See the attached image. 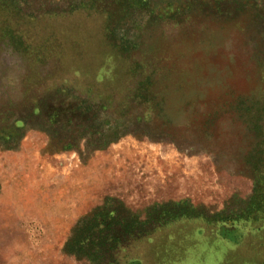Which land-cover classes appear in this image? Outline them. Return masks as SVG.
Segmentation results:
<instances>
[{
	"label": "rangeland",
	"instance_id": "rangeland-1",
	"mask_svg": "<svg viewBox=\"0 0 264 264\" xmlns=\"http://www.w3.org/2000/svg\"><path fill=\"white\" fill-rule=\"evenodd\" d=\"M17 1L0 3L19 36L0 37V264H107L109 211L171 201L232 221L264 264V0ZM192 225L170 246L197 248Z\"/></svg>",
	"mask_w": 264,
	"mask_h": 264
},
{
	"label": "trees",
	"instance_id": "trees-1",
	"mask_svg": "<svg viewBox=\"0 0 264 264\" xmlns=\"http://www.w3.org/2000/svg\"><path fill=\"white\" fill-rule=\"evenodd\" d=\"M0 3L9 8L11 11H21L17 0H0ZM81 3L73 2L69 4L65 12L66 16L71 15L74 11L81 8ZM18 7V8H16ZM80 7V8H79ZM30 18L41 17L37 13L26 12ZM46 13V11L44 12ZM64 13V12H63ZM37 15V16H36ZM7 24L6 21H2ZM11 36V40L14 44L17 38L13 36H19L10 28L5 27L4 31L0 33V37ZM25 52L28 55V51ZM31 52V51H30ZM31 55V53L29 54ZM102 60V59H101ZM147 214L144 221L141 220L140 214L136 212H127L123 218L115 223V218L109 211L104 220L102 221L103 232V254L107 261V264H163L160 262H153L158 259L157 256L167 252L170 248H173L171 242L174 237H169L173 233L175 228L186 223H193V227H187L184 233L185 239L189 241V238L194 237L199 239L197 234L200 226L206 224H212L217 228L224 230L226 238H232L230 230L227 224H231L232 221L225 218H217L216 214L206 211L204 208L193 209L186 201H171L166 203L154 204L150 209L146 210ZM105 213V212H104ZM123 217V216H122ZM195 222V223H194ZM234 239V238H233ZM236 239V238H235ZM234 239V240H235ZM143 243H146L149 248H156V252L153 256H147L145 250L142 251L141 247ZM177 253V252H176ZM88 257V256H86ZM88 259L91 260L90 257Z\"/></svg>",
	"mask_w": 264,
	"mask_h": 264
},
{
	"label": "crops",
	"instance_id": "crops-1",
	"mask_svg": "<svg viewBox=\"0 0 264 264\" xmlns=\"http://www.w3.org/2000/svg\"><path fill=\"white\" fill-rule=\"evenodd\" d=\"M197 234L199 236L197 248L188 244L181 248L173 247L158 255L157 258H159L153 262L163 264H250V250L243 246L244 242L242 241L246 239V232L243 238L237 236L234 240L226 238L222 228L206 224L200 226Z\"/></svg>",
	"mask_w": 264,
	"mask_h": 264
}]
</instances>
